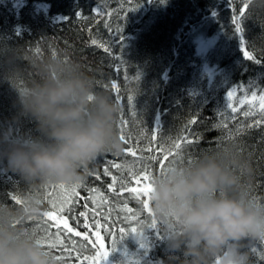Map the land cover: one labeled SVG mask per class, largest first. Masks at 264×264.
<instances>
[{
  "label": "trees",
  "instance_id": "1",
  "mask_svg": "<svg viewBox=\"0 0 264 264\" xmlns=\"http://www.w3.org/2000/svg\"><path fill=\"white\" fill-rule=\"evenodd\" d=\"M257 6L254 0H0V50L67 53L120 106L123 156L100 158L73 192L44 189L46 212L27 222L54 261L90 264L96 253L90 235L97 233L112 264H162L163 239L140 188L177 154L191 163L223 143L237 146L253 164L251 196L264 200V10ZM15 95L0 78V122L14 116ZM32 127L26 121L22 130ZM129 162L135 167L124 166ZM28 194L0 168V202L14 205ZM251 252L254 264H264V243Z\"/></svg>",
  "mask_w": 264,
  "mask_h": 264
},
{
  "label": "clouds",
  "instance_id": "2",
  "mask_svg": "<svg viewBox=\"0 0 264 264\" xmlns=\"http://www.w3.org/2000/svg\"><path fill=\"white\" fill-rule=\"evenodd\" d=\"M0 78L16 94L14 116L0 122V168L30 193L14 205L0 202V264H58L27 222L46 212L44 189L83 185L100 158L123 156L120 106L63 52L0 50ZM26 121L33 127L23 131ZM253 181L252 161L230 143L191 163L171 159L149 192L162 264H254L251 248L264 243V200L251 196Z\"/></svg>",
  "mask_w": 264,
  "mask_h": 264
},
{
  "label": "snow or ice",
  "instance_id": "3",
  "mask_svg": "<svg viewBox=\"0 0 264 264\" xmlns=\"http://www.w3.org/2000/svg\"><path fill=\"white\" fill-rule=\"evenodd\" d=\"M93 43H95V42L93 41ZM245 55H247V53H245ZM229 95L231 96V93H229ZM122 139H123V137H122ZM174 158L177 159V160H179V159H182V156H181L180 154H177ZM101 163H103V161H102ZM124 166L127 167V168H129V169H132V168L135 167V165H134L132 162H129L128 164H126V165H124ZM140 170H141V171H144V172L146 173V175H151V173L149 172L148 168L144 167L143 165L141 166V169H140ZM81 187H82V185H80V186H76V187H74V188L68 189V191H69V192H73V191H75L76 189H79V188H81ZM60 188L63 189L64 187L61 186ZM146 191H147L148 193L151 191V182H150V186L146 189ZM19 202H20V201H17V203H19ZM61 210H63V209H61ZM80 215H81V216H84V215H86V213L81 212ZM64 224H65V227H67L68 232H70V233L73 232V228L68 226V222H67V220L64 221ZM131 231H132L133 233H135V232H136V228H132ZM32 235H33V237L36 239L37 244L40 245L41 247H44V245H43L42 242H41V241H42V236L39 234V232L34 230V231L32 232ZM75 235H76V236H79V235H80V232H75ZM140 235L143 236V233H141ZM49 252H50V251H49ZM103 257H104L105 259L108 257V253H107L106 251L103 253Z\"/></svg>",
  "mask_w": 264,
  "mask_h": 264
},
{
  "label": "rangeland",
  "instance_id": "4",
  "mask_svg": "<svg viewBox=\"0 0 264 264\" xmlns=\"http://www.w3.org/2000/svg\"><path fill=\"white\" fill-rule=\"evenodd\" d=\"M200 46H202V42L199 43ZM140 189H143L142 191L145 192V194H149L146 189L147 187H141ZM60 223H62V221H60ZM91 237V241L94 242L95 246H96V253L94 255V257H92V259H90V264H112V262L108 259V257L105 259L103 257V253L107 250L105 248V244L103 239L101 238V236L97 233H92L90 235Z\"/></svg>",
  "mask_w": 264,
  "mask_h": 264
}]
</instances>
